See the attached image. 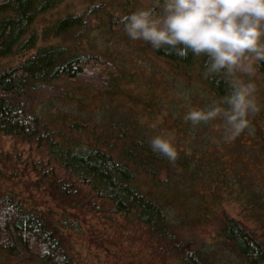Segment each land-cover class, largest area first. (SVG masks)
Masks as SVG:
<instances>
[{"label":"trees","instance_id":"1","mask_svg":"<svg viewBox=\"0 0 264 264\" xmlns=\"http://www.w3.org/2000/svg\"><path fill=\"white\" fill-rule=\"evenodd\" d=\"M62 1L0 0V59L35 49L0 71V134L49 148L47 162H39V173L58 206H79L137 222L163 260L264 264V60L252 78L261 110L251 117L250 129L228 141L222 119L195 127L184 119L192 108L211 107L232 91L220 75L204 78L209 57H196L191 50L180 57L170 48L149 44L152 56L185 81L183 96L168 104L167 118L182 138L174 143L179 157L172 164L153 152L146 131L123 116L96 119L80 116L79 110L77 121L60 122L31 105L39 93H56L61 80L114 95L123 78L114 62L86 51L83 42L96 19L111 30H124L121 19L130 11L118 16L106 3L91 5L44 26L40 37L50 43L36 47V20ZM112 70L116 74L110 76ZM55 132L58 142L53 140ZM223 203L237 204L256 227L228 215ZM206 224L214 226L215 241L200 244L183 237L184 230ZM0 251L41 264H82L51 211L28 208L2 192Z\"/></svg>","mask_w":264,"mask_h":264},{"label":"rangeland","instance_id":"2","mask_svg":"<svg viewBox=\"0 0 264 264\" xmlns=\"http://www.w3.org/2000/svg\"><path fill=\"white\" fill-rule=\"evenodd\" d=\"M101 2L106 3L118 16L125 11L135 12L153 4L152 0H63L55 9L36 20L34 29L39 36L36 47L50 43L41 39L40 32L51 21L81 13L87 7ZM94 25L83 42V48L104 56L114 62L117 70L123 72L122 81L118 85L119 91L114 95H107L80 83L61 80L55 85L56 93H39L30 101L31 105L40 114H48L47 118L56 116L60 122L77 121L79 110L80 116L93 115L96 119L102 115L123 116L146 131L151 138L171 134L175 138L174 143L181 141L182 138L174 133L175 128L167 115L168 104L183 96L184 79L175 76V72L165 62L152 56L149 42L132 40L124 30H111L105 21L96 19ZM34 50L0 59V71L18 64ZM113 74H116L115 70L111 71L110 76ZM68 94L73 97L68 99ZM54 134V139L53 134L50 138L58 142L60 139L57 132ZM48 154L49 148L44 144H28L0 134V192L21 200L28 208L41 212L51 211L67 237L72 254L79 262L176 264L163 260L155 252L145 228L133 220L118 214L90 212L79 206H58L50 196L46 180L39 173V162L46 163ZM222 208L228 215L244 221L250 228L256 227L253 221L244 216L237 204L223 203ZM182 235L200 244L215 241V229L211 224L184 230ZM0 264L41 263L38 259L9 257L0 251Z\"/></svg>","mask_w":264,"mask_h":264},{"label":"clouds","instance_id":"3","mask_svg":"<svg viewBox=\"0 0 264 264\" xmlns=\"http://www.w3.org/2000/svg\"><path fill=\"white\" fill-rule=\"evenodd\" d=\"M121 22L132 40L149 42L154 49L170 48L180 57L189 50L196 57L207 55L204 78L220 75L231 87L211 107L192 108L185 121L195 127L222 119L228 141L250 129L251 117L261 110L252 78L264 60V0H154ZM174 139L157 135L149 144L175 164L179 152Z\"/></svg>","mask_w":264,"mask_h":264}]
</instances>
